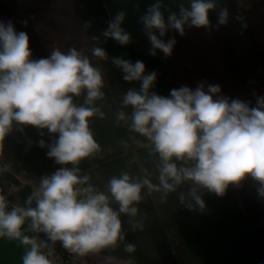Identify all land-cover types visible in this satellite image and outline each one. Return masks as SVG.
Returning a JSON list of instances; mask_svg holds the SVG:
<instances>
[{"label":"clouds","instance_id":"9594fccd","mask_svg":"<svg viewBox=\"0 0 264 264\" xmlns=\"http://www.w3.org/2000/svg\"><path fill=\"white\" fill-rule=\"evenodd\" d=\"M216 8V0H188L187 6L179 5L177 13L169 11L163 0H156L140 17L151 43L149 54L155 56L159 50L171 56L175 38H161L169 30L183 36L186 26L208 28L209 13ZM125 15L120 11L108 21L102 32L105 40L122 46L132 42L131 34L122 27ZM228 17V9L222 8L218 24H227ZM22 23L27 25V21ZM91 55L107 59L106 50L97 45L92 46ZM32 57L28 34L18 32L11 20H0V151L14 124L46 129L56 138L48 145L41 139L39 146L47 147V157L61 166L41 178L38 189L26 200L27 207L9 210L6 197L0 195V238L28 246L22 264H53L52 253L42 250L47 245L24 234L26 222L32 233L46 234L53 244L60 242L81 257L115 248L125 238L120 214H137L134 205L141 201L145 186L167 196L178 186L189 184V210L205 209L203 192L222 197L229 186L238 187L246 178L257 182V193L264 198V97L257 96L252 106L250 101L221 95L219 85L205 87L204 83L194 90L182 86L162 96L151 91L158 73H146L140 60L113 58L124 81L140 82L138 90L129 89L122 98V105L132 110L130 116L120 111L117 120H130V130L150 144L160 162L159 184L121 172L109 179L106 194L97 191L89 183L90 176L80 175L77 167L100 151L89 121L94 116L104 117L95 106L105 96L101 70L75 47L67 52L54 48L47 58ZM82 94L84 104L77 105L74 98ZM6 171L7 165L0 167V173ZM179 199L186 202L183 193ZM110 201L119 205L118 211ZM124 250L132 253L135 245L128 243Z\"/></svg>","mask_w":264,"mask_h":264},{"label":"crops","instance_id":"0c3cea01","mask_svg":"<svg viewBox=\"0 0 264 264\" xmlns=\"http://www.w3.org/2000/svg\"><path fill=\"white\" fill-rule=\"evenodd\" d=\"M155 2L0 0V20H11L18 32L28 34L33 59L49 57L54 48L67 52L75 47L101 70L105 96L95 106L104 117L94 116L89 121L100 151L81 160L77 167L80 175L90 176L89 183L97 191L106 194L109 179L121 172L135 179L147 177L153 184H159L160 162L150 144L130 130V120H117L120 111L130 116L132 110L122 105V98L129 89L138 90L140 82L124 81L122 71L112 63L113 58L140 60L146 65V73H158L151 91L162 96H169L172 89L187 86L194 90L204 83L205 87L219 85L221 95L229 98L244 101L264 97V0H216L217 8L209 13L208 28L186 26L183 36L169 30L161 38L176 40L168 57L159 50L155 56L149 54L151 43L140 22L148 6ZM163 3L169 11L178 13L179 5L187 6L188 0H163ZM222 8L229 11L225 25L218 24V12ZM120 11L126 13L122 27L132 37L126 46L105 40L102 35L108 21ZM164 15L167 18L168 11ZM86 24L90 26L85 28ZM93 45L103 47L107 59L93 57ZM84 97L85 94L75 97L74 102L83 105ZM250 102L255 106L256 99ZM12 134L13 140L3 142L0 157L24 183L37 190L43 176L61 167L47 157V147L39 146L41 139L48 145L56 137L46 129L28 125L14 128ZM256 188L257 182L246 178L238 187L229 186L222 197L203 192L206 207L201 211L186 207L190 202L187 183L167 196L145 186L141 201L134 205L137 214H120L124 240L96 256L119 264H264V198ZM181 193L186 197L185 203L179 199ZM0 195L6 197L1 190ZM110 203L118 211L119 205L115 201ZM8 204L9 210L19 206L11 201ZM24 234L34 235L29 222L25 224ZM128 243L135 245L134 252L124 250ZM27 247L19 241L0 238V264H22Z\"/></svg>","mask_w":264,"mask_h":264},{"label":"water","instance_id":"95a60500","mask_svg":"<svg viewBox=\"0 0 264 264\" xmlns=\"http://www.w3.org/2000/svg\"><path fill=\"white\" fill-rule=\"evenodd\" d=\"M18 126L20 125L14 124L13 129ZM13 139H14V135L11 132L5 137L4 141L13 140ZM4 165L6 164L3 162V160L0 157V167ZM0 180L8 181L12 183L15 187H18L19 189L16 194L17 204L20 207H27L26 200L28 199L29 196L32 195L35 189L30 184H24V182L9 168H8V171L0 173ZM32 206L33 207L35 206L34 202ZM34 235H36L39 239H41L42 242L45 243L48 248L57 247L58 249L57 254L60 255L63 259H66L68 257L69 251L64 249L62 245L60 244V242H56L55 244H53L51 241L48 240L46 234H43V233H34ZM51 253L54 254V252L52 251Z\"/></svg>","mask_w":264,"mask_h":264},{"label":"trees","instance_id":"16d2710c","mask_svg":"<svg viewBox=\"0 0 264 264\" xmlns=\"http://www.w3.org/2000/svg\"><path fill=\"white\" fill-rule=\"evenodd\" d=\"M257 96L255 97H252V98H249V99H246L244 101H251L253 99H256ZM21 179V178H20ZM0 183L3 185V188H4V193H6V196H7V201H11V202H14L17 204V191H18V187H15L12 183L8 182V181H5V180H0ZM26 184V183H24ZM8 187H11L12 188V191L11 193L8 192L7 188ZM36 236V235H35ZM37 237V236H36ZM38 239V242H42L41 239ZM173 244H174V247H175V250L178 254V256L180 258L181 257V253H180V250L177 246V243L173 240ZM45 253H48V252H51L50 249L48 247H45L44 249H42ZM72 257H73V260H72V263H76V264H96V254H89L87 256H79L77 254H73L72 253ZM51 260H53V264H55V261H54V258H53V255L51 254V256L49 257ZM76 260V262H75Z\"/></svg>","mask_w":264,"mask_h":264},{"label":"flooded vegetation","instance_id":"af4514ba","mask_svg":"<svg viewBox=\"0 0 264 264\" xmlns=\"http://www.w3.org/2000/svg\"><path fill=\"white\" fill-rule=\"evenodd\" d=\"M49 249L50 251L54 252L53 255L56 256V261L58 264H72V253L69 252L68 257L66 259H63L60 255L57 254V247H50Z\"/></svg>","mask_w":264,"mask_h":264},{"label":"rangeland","instance_id":"374dc122","mask_svg":"<svg viewBox=\"0 0 264 264\" xmlns=\"http://www.w3.org/2000/svg\"><path fill=\"white\" fill-rule=\"evenodd\" d=\"M0 190H1V191H4L3 185H2L1 183H0ZM7 190H8L9 193H11L12 188H11V187H8ZM5 195H6V193H5ZM6 197H7V196H6ZM52 255H53V254H52ZM96 257H97V258H96V264H119V263L112 262V261L107 260V259L99 258L98 256H96ZM53 258H54L55 264H58L57 261H56V256H55V255H53ZM75 262H76V260H75ZM72 264H74V263H72ZM75 264H76V263H75Z\"/></svg>","mask_w":264,"mask_h":264}]
</instances>
